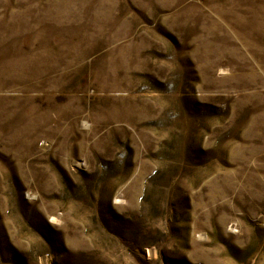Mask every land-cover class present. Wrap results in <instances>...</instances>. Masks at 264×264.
I'll return each mask as SVG.
<instances>
[{
  "label": "rangeland",
  "instance_id": "rangeland-1",
  "mask_svg": "<svg viewBox=\"0 0 264 264\" xmlns=\"http://www.w3.org/2000/svg\"><path fill=\"white\" fill-rule=\"evenodd\" d=\"M0 264H264V0H0Z\"/></svg>",
  "mask_w": 264,
  "mask_h": 264
},
{
  "label": "bare ground",
  "instance_id": "bare-ground-1",
  "mask_svg": "<svg viewBox=\"0 0 264 264\" xmlns=\"http://www.w3.org/2000/svg\"><path fill=\"white\" fill-rule=\"evenodd\" d=\"M37 12H38V11H37ZM5 21H6V20H5ZM257 23H258V22H257ZM246 30H247V29H246ZM14 32H15V31H14ZM76 43H77V42H76ZM9 62H10V61H9ZM6 64H7V63H6ZM6 64H5V65H6ZM10 64H11V63H10ZM1 66H2V65H1ZM3 66H4V65H3ZM25 67H26V66H25ZM46 132H47V131H46Z\"/></svg>",
  "mask_w": 264,
  "mask_h": 264
}]
</instances>
